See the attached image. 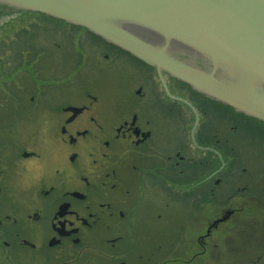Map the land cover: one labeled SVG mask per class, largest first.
Masks as SVG:
<instances>
[{"label": "flooded vegetation", "instance_id": "flooded-vegetation-1", "mask_svg": "<svg viewBox=\"0 0 264 264\" xmlns=\"http://www.w3.org/2000/svg\"><path fill=\"white\" fill-rule=\"evenodd\" d=\"M94 19L99 33L68 23L102 43L110 69L131 62L130 72L121 67L129 76L121 83L137 88L114 99L118 89L111 85L55 83L40 117L0 113L4 261L264 264V109L242 102L241 91L234 99L240 111L220 101L230 94L224 87L230 69L240 87L253 79L257 90L260 79L139 23ZM215 107L232 110L233 126L227 113L201 119ZM240 130L249 141L259 138L255 150H235ZM198 153L204 162L197 163Z\"/></svg>", "mask_w": 264, "mask_h": 264}, {"label": "water", "instance_id": "water-1", "mask_svg": "<svg viewBox=\"0 0 264 264\" xmlns=\"http://www.w3.org/2000/svg\"><path fill=\"white\" fill-rule=\"evenodd\" d=\"M0 10L38 11L96 33L100 31L94 17L99 14L126 19L180 41L203 54L199 57L211 56L219 65L228 62L246 70L264 84V0H0ZM233 73L238 72L227 71L224 87L230 94L220 101L240 111L237 106L243 105L234 99L241 91L242 102L264 109V85L255 81L256 90L250 79L240 87Z\"/></svg>", "mask_w": 264, "mask_h": 264}, {"label": "rangeland", "instance_id": "rangeland-1", "mask_svg": "<svg viewBox=\"0 0 264 264\" xmlns=\"http://www.w3.org/2000/svg\"><path fill=\"white\" fill-rule=\"evenodd\" d=\"M11 12L5 17L0 15V18H3L0 19V113L7 115H11V113L34 114L40 117V108L45 107L49 110V107L44 106L42 102L51 101V87L55 88L56 86H53L55 83L63 82L73 88L78 85L92 88L105 85L106 88H109L111 85L118 89V93L112 95L114 99H118L120 91H124L127 96L132 97L130 92H134L137 83L125 85L121 83L129 77L123 74L121 67L127 66L130 72L131 69H134L131 62L121 61L120 66L115 65V69H110V63L102 61L103 54L106 53V50L100 46L102 43L88 36L85 29L38 11L18 12L20 14ZM94 56H98V58L92 60ZM47 59L49 64L44 62ZM62 59H65L64 63ZM108 74L111 76L108 77ZM112 74L113 78H111ZM98 75L103 76L104 83H102V79L99 82ZM151 78L155 82L158 81L153 73H151ZM25 82H32V86L36 90ZM107 93L108 91H105L104 94ZM184 93L185 89L176 91V95L186 97L183 95ZM96 96H98L97 93ZM29 98H34L35 101H22L20 104L14 101V99ZM7 100L8 102H6ZM201 101V98H198L199 104ZM16 108L25 110L15 111ZM219 109L215 107L211 110H204L202 113L205 114H201V119L214 118L217 114L227 113L231 118L229 124L233 126L235 118L232 110L221 111ZM233 133L234 131L230 132V134ZM247 133L240 130L237 135L233 136L235 139L233 146L236 151L248 153L250 148L253 150L257 148L254 145H259L257 143L260 142L259 138L252 135L253 141H249ZM188 134L189 131L185 130L183 140L185 143L188 141ZM233 155H235L233 158L236 161L237 154L233 153ZM200 160L204 162L205 156L198 153L197 163ZM4 260L5 258L0 252V264H7Z\"/></svg>", "mask_w": 264, "mask_h": 264}, {"label": "bare ground", "instance_id": "bare-ground-1", "mask_svg": "<svg viewBox=\"0 0 264 264\" xmlns=\"http://www.w3.org/2000/svg\"><path fill=\"white\" fill-rule=\"evenodd\" d=\"M87 19H89V18H87ZM89 20H91V19H89Z\"/></svg>", "mask_w": 264, "mask_h": 264}]
</instances>
